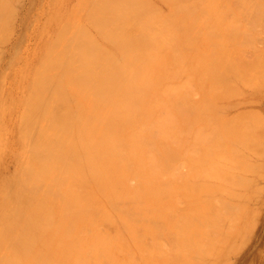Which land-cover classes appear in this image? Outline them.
Listing matches in <instances>:
<instances>
[{"label": "rangeland", "instance_id": "374dc122", "mask_svg": "<svg viewBox=\"0 0 264 264\" xmlns=\"http://www.w3.org/2000/svg\"><path fill=\"white\" fill-rule=\"evenodd\" d=\"M211 1L194 0L196 13L205 26L196 32L192 30L197 33L192 36L195 49L191 53L190 43V51L188 48L183 52L191 53L188 54L190 59L187 55H180L182 51L176 36L181 38L183 35L181 28L168 27V31L172 29L170 32L176 36H171L173 40L168 38L166 44L158 42L163 54L156 55L155 65L159 63L161 80L155 85L151 83L153 86L148 90L152 92L146 95L148 99L145 96V109L151 118H157L154 126L151 125L156 133L152 140L154 144L147 141L150 150L146 148L142 156L144 160L140 159L146 163L145 159L152 156L149 162L153 164L147 165L149 172L148 168L145 171L146 166H143L144 170L137 169V166L136 172L131 170V177L134 173L136 178L134 176L132 180L131 174L128 175L131 181L126 184L133 190L123 189L126 185L119 180L121 186L118 183L115 187L118 184L119 188L111 186L113 189L110 188L112 191L109 192L113 193H104L107 198L104 199L108 201L114 191L115 195L123 196L119 191L126 189L129 190L123 194L135 195L137 189H142L140 186L147 187L149 183L151 187L157 183L160 188L166 184L162 188H170L167 193L170 194L168 198L164 194L167 189L160 197L163 190L159 188L161 192L155 191L156 194L154 189L157 187L151 191L148 186L141 190L146 197L143 192L141 196L139 190V195L135 196L144 201L142 204L135 198H126L128 201L125 202L119 198L122 203L115 205L116 212L120 211L119 222L126 219L129 227H124L122 222L123 226L109 222L102 216L103 221L99 215L97 218L91 216L95 218L91 222L79 220L77 225L84 227L76 231L80 241L92 243L99 232L97 241L104 235L103 240L111 239L107 241L109 244L106 242L108 245L103 244L108 248L96 247L98 242L96 246L90 242V245L86 244L81 253L82 264H264V0ZM107 2L114 10L113 0ZM18 3L17 7L12 5L11 10L3 7L0 18V87L5 84L3 89L13 93L14 100H17L20 79L26 80L28 83L24 87L30 89L28 86L34 76L47 71L45 60L52 54L60 56L58 51L65 49L71 38L78 41L72 46L81 50L78 56L107 61L114 54L109 41L112 44L118 40L128 42L133 36L143 49L144 42L150 41L148 15L159 19V27L173 12L161 0H129L130 8L122 18L121 11L115 13V10L96 14L98 3L95 0H20ZM173 13H177L178 18V12ZM162 15L166 16L163 18ZM169 17L176 24L175 17ZM58 43L60 48L56 50ZM167 52L176 56L170 54L172 58L168 63L163 59ZM180 56L184 59L178 60ZM190 66H196V71ZM153 68L157 67L153 65ZM213 70L221 75L217 78L213 75V78ZM96 71L102 70L98 68ZM155 73L152 76L157 79L159 75ZM91 75L96 82H102L96 73ZM180 93L186 95L187 102L175 101ZM0 97L5 96L0 93ZM15 121L14 117L10 123L8 116L7 126L18 127L19 123ZM176 129L183 132L182 136H174ZM160 145L177 150L171 151L174 149L169 147L165 151ZM18 150V142L13 136L10 149L0 156L4 158L5 176L18 171ZM146 152L151 154H147V158ZM166 152L173 159L171 164L167 162ZM160 163L171 167H165L167 171L163 165L162 170ZM119 169L121 175L122 169ZM141 170L143 172L138 177L136 173ZM119 174L116 176L120 178ZM140 176L144 179L139 183ZM126 177L123 178L127 182ZM107 203L104 205L106 211L113 210L114 205L112 209L109 207L111 203ZM142 208H151V212ZM105 233L111 236L110 239Z\"/></svg>", "mask_w": 264, "mask_h": 264}, {"label": "bare ground", "instance_id": "6f19581e", "mask_svg": "<svg viewBox=\"0 0 264 264\" xmlns=\"http://www.w3.org/2000/svg\"><path fill=\"white\" fill-rule=\"evenodd\" d=\"M19 1L0 0V18L3 16V7L11 10L12 5L15 7L19 5ZM95 1L98 3L96 14H108L111 13L110 11L115 10V13L121 11L120 18H122L126 10L130 8L129 0H113L114 10L111 9V3H108L107 0ZM161 1L173 12H178L177 18V13L168 11L172 12L169 14L176 15L175 17L168 14L173 19L175 17L176 24L169 19L168 15L169 18L162 15L167 21L158 27L159 19L154 15H148L151 25L150 41L144 42L143 49H140L133 36L132 40L130 39L128 42L118 40L112 44L108 40L114 54L106 61L78 56L81 50L72 47L78 41L71 38L65 49L58 51L60 56L52 54L45 60L44 66H47L45 67L47 71H41L34 76L32 84L28 86L30 89H25L24 86L28 82L23 78L20 79L21 83L18 84L20 88L18 87V90H16L18 93L17 100H14L13 93L3 89L5 84L1 85L0 93L5 97H0V156L10 149L13 136L18 142L19 150L16 155L18 171L14 172L15 174L7 173L5 176L3 172L4 158H0V264H82L80 261H84V259L81 253L85 250L86 244L91 243V241L82 242L78 239L76 231L82 227L81 224L77 225L79 220L84 219L86 222H91L92 218L95 219L94 217L99 215L109 222L114 224L117 222L121 226L124 224V227H129L127 223L128 225L130 223L126 219H121L122 221H120L123 224H120L121 222L118 219V217L120 218L118 216L120 211L116 212L115 205L119 202H125L129 197L136 199V195L142 193L141 190L145 189L146 185L144 187L140 186L142 189H137L135 195L132 192L131 196L128 192L129 196L123 194L127 189L119 191L123 195L120 197L115 195L116 191H114V195H108V197L111 196L109 202L104 199V197L106 198L104 193L112 194L111 189L119 188L118 184L120 185L123 182L126 185L123 189H132L131 186H127L129 184H126L135 176L133 173V177H131V170L135 169L134 172L140 168L144 170L143 166H146L145 171L147 168V171L150 170L147 166L150 163V158H152V156L148 157L147 155L150 153L146 152L145 158H149L145 159L146 163L148 162L147 164L140 162V159L144 160L142 156L146 148L150 150L147 141L150 140L151 145L154 144L152 140L156 133L153 130L155 118L150 117L145 109V104L146 99L149 98L146 95L152 92L148 88L151 89L155 83L161 80V72L158 74L161 71L158 66L159 63L155 65V60L158 59L156 55L162 56L163 50L157 44L158 42L166 44L168 38L172 39L171 36H176L170 32L172 29L168 31V27L171 28L172 26L174 28L176 26L177 29L181 28L183 31L181 38L176 36L180 51H182L180 55L189 56L193 52L192 49H195V43H192L195 40V38L192 39L195 34L193 31H199V27L201 29L205 26L203 20L196 13L194 0ZM196 6L198 7V5ZM150 9L161 16L153 6H150ZM180 15L181 17H179ZM160 33L166 36L160 35ZM137 35L134 36L137 37ZM189 45L192 51L190 54L186 52L188 55L183 52L190 47ZM59 48L60 44L58 43L56 44V50ZM170 54L174 55V58L176 57L175 53H165L163 59L166 63H168V60L171 61ZM181 56L178 60L184 59L183 57L181 59ZM187 58L190 59V56ZM153 65L157 68H153ZM195 67L190 66V69L196 71ZM98 68L102 71H96ZM185 69L187 68L185 67ZM215 70L216 72L219 71L217 68ZM151 71L156 72L157 74H155L159 75L160 78L153 77L154 72L151 75ZM179 71L180 69L177 70V72ZM202 71L204 72V70ZM220 71L224 70L221 69ZM213 72L212 77L216 75L217 78V75H221ZM91 73L93 75L96 73L102 82H96ZM193 73L191 74L194 77ZM206 74H209V72ZM174 75L178 74L175 73ZM185 96V94L180 93L174 99L178 103H185L187 102ZM8 116L10 123H12L14 117L16 118L15 123H19L18 127L7 126ZM151 125L153 126L151 127ZM177 129L174 131V136H182L183 132L181 130L178 132L179 129ZM157 131L162 134L161 130ZM163 145H160V147L163 148ZM169 145H167L168 148ZM153 146L155 147V145ZM165 147L163 149L166 151L168 148ZM155 148L159 150L157 146ZM176 150L171 149L174 152ZM167 156V159H169L167 162L171 164L173 159L169 158L171 157L169 154ZM173 156L175 157L174 154ZM160 165H162L163 170L165 163H160ZM120 167L122 169L121 175L119 174ZM165 167L169 169L171 166L165 165ZM167 168L164 170L168 171ZM143 170L136 173L138 177ZM153 170L156 171V169ZM162 172L165 173L166 171ZM144 173H142V176ZM118 174L121 176L120 178L116 176ZM128 175L131 177H129L130 180ZM122 176L124 178L127 176V182ZM143 179L139 180V183ZM145 182L148 183L147 179ZM115 183H118L116 187ZM156 185L157 183L152 184V187L150 186L151 191L157 187L158 189H154V192L158 191L159 193L166 186L165 184V186L162 185L163 188L162 186L160 188ZM167 189H165L167 190L164 193L165 195L170 191V188ZM109 190L111 191L109 192ZM138 190L139 193H137ZM165 190L159 194L160 197ZM143 193L146 197L147 194ZM155 193L157 194V192ZM169 194H167V198ZM145 197H142V199ZM119 198L123 201L121 202ZM139 198L136 199L138 202L141 199ZM102 199L108 203L104 201L103 204ZM140 202L142 204L144 201ZM106 203H111L110 208L114 205V209H112L115 211L108 209L107 212ZM145 205L147 206L149 203H145ZM104 208L107 213L103 212ZM142 209L146 212L150 210L148 213L151 212V208ZM163 212L167 213V211ZM114 214L117 215L116 219H114ZM128 214L131 215L130 212ZM103 217L101 219L105 221ZM90 231L93 232V229H90ZM130 232H133V230L131 229ZM99 233L94 232L98 236ZM98 236L97 238H99ZM104 236H101L102 239H98V241L97 238L94 239L91 245L95 244L96 246V242H98L96 247H99L111 240L109 234L108 239L110 240H103V238H106ZM129 236H131V233H129ZM100 241L101 243H99ZM105 248H108V246Z\"/></svg>", "mask_w": 264, "mask_h": 264}]
</instances>
